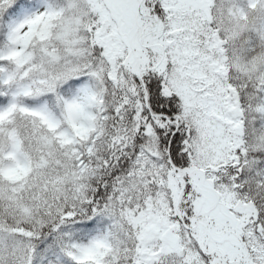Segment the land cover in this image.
I'll use <instances>...</instances> for the list:
<instances>
[{
  "label": "snow or ice",
  "instance_id": "6c2138e0",
  "mask_svg": "<svg viewBox=\"0 0 264 264\" xmlns=\"http://www.w3.org/2000/svg\"><path fill=\"white\" fill-rule=\"evenodd\" d=\"M0 264H264V0H0Z\"/></svg>",
  "mask_w": 264,
  "mask_h": 264
}]
</instances>
